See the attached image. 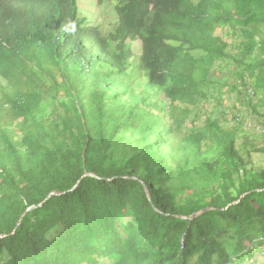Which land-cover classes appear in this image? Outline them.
I'll use <instances>...</instances> for the list:
<instances>
[{"label": "trees", "instance_id": "trees-1", "mask_svg": "<svg viewBox=\"0 0 264 264\" xmlns=\"http://www.w3.org/2000/svg\"><path fill=\"white\" fill-rule=\"evenodd\" d=\"M117 1L0 0V264H262L264 168L211 100L264 94V0Z\"/></svg>", "mask_w": 264, "mask_h": 264}, {"label": "rangeland", "instance_id": "rangeland-1", "mask_svg": "<svg viewBox=\"0 0 264 264\" xmlns=\"http://www.w3.org/2000/svg\"><path fill=\"white\" fill-rule=\"evenodd\" d=\"M118 4L119 1L117 0H78L79 19L84 20V25H96L102 30L108 27L111 28L116 20V7ZM134 47L138 52L139 44ZM214 78L221 82L223 76L220 78V74H217ZM223 81L228 82L230 87H226L223 91H221V86L218 87L223 95L222 100L220 98L219 100H211L213 106H215L217 101H223L222 104H219L220 106H216V114L224 110L228 111L229 114L225 116L226 121L224 123L227 126H232L235 123V118L233 117L239 115L237 113H242L243 119L240 123L241 134L238 138V147L241 149L246 161L252 162L256 168H264V155L255 150L264 145V129L262 126L264 125V120L259 115V113H264V94L261 91H255L252 86H249V89L243 87L241 90L240 87L233 90L231 88L232 85L237 86V84L233 83L232 79L226 77ZM248 91H250L249 94L251 95L255 93L253 98L249 96ZM247 96L250 97L251 104H249ZM252 102L256 106L255 109H253ZM204 123L205 121L201 122L202 125ZM257 258L256 262L264 263V255L259 253Z\"/></svg>", "mask_w": 264, "mask_h": 264}, {"label": "water", "instance_id": "water-1", "mask_svg": "<svg viewBox=\"0 0 264 264\" xmlns=\"http://www.w3.org/2000/svg\"><path fill=\"white\" fill-rule=\"evenodd\" d=\"M87 175H91V174H86V176H87ZM54 194H55V192L51 193V194L48 196V199L51 198V196L54 195ZM35 207H36V206L30 207V208L24 213V215L21 217L20 222L23 220L24 216H25L28 212H30L32 209H34ZM203 211H205V210H202V211H200V212L194 214L191 218H194V217L198 216V215L201 214Z\"/></svg>", "mask_w": 264, "mask_h": 264}]
</instances>
